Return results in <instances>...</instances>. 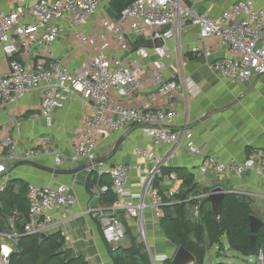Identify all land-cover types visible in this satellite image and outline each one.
Here are the masks:
<instances>
[{
	"label": "built area",
	"instance_id": "2783aa9c",
	"mask_svg": "<svg viewBox=\"0 0 264 264\" xmlns=\"http://www.w3.org/2000/svg\"><path fill=\"white\" fill-rule=\"evenodd\" d=\"M1 1V0H0ZM14 10L6 11L0 3V59H9V72L0 74V104H19L29 93H42L41 111L45 120L51 123L52 112L65 107L66 102L76 97L87 107L88 113L73 147L71 161L84 162L88 172L95 177L109 176L116 194V201L108 207L91 208L88 213L99 220L103 239L114 249L127 239L125 220H134L138 226L137 242L149 249L144 215L153 210L161 221L163 208L180 203L176 197L179 191L168 189L158 191L157 182L163 177V162L154 160L146 149L135 150L138 156L151 161L138 202L126 189L129 172L128 164L108 165L97 156L103 139L115 133H126L134 127H141L155 144L167 146L171 150L185 148L191 154L203 155L194 140L192 128L184 125L175 128L178 111L174 108L157 107V100H169L180 92L186 112L190 109L191 95L197 90L186 75V55L182 46V33L187 26L199 28L203 41L217 38L230 55L215 59L211 69L232 83L247 82L264 78V8H259L254 0H241L229 6L218 16H203L189 6L185 0H134L116 19L99 14L100 0H17ZM97 16V34L91 41L93 55L84 62L78 72H72L60 59L49 63H29L28 57L35 46L46 47L56 42L64 31V23L75 29L84 28ZM137 38H146L152 48L140 46L133 49L127 39L128 30ZM77 37L87 42L83 32ZM173 42L174 46H170ZM129 53V62L124 63L118 51ZM16 54L24 58L15 59ZM154 56L150 65L144 62ZM193 55L210 58L211 48H194ZM52 56V55H51ZM165 62H172L174 72L166 79ZM157 95H151L140 106L127 105L124 99L133 98L143 89L148 77ZM0 144L7 149L0 160V173L5 172L4 162L37 161L46 156L54 159L55 168L63 164V154L51 146V140L42 139L36 148H20L11 136L3 137L0 130ZM259 159L251 157L244 162L231 160L223 162L209 156L200 168L201 174L212 170L218 178L236 172L242 175L248 170L259 173L264 178V150ZM171 180H177L174 174ZM9 180H0V194H4ZM108 189L103 188V192ZM204 198V196L199 197ZM29 215L23 233H15V211L9 219L10 233L0 231L1 256L9 261L17 250L18 239L22 235H49L53 225L52 211L69 212L75 204L72 189L64 184L28 185ZM121 213L123 217H121ZM196 216L200 217V207L196 206ZM4 246L10 248L4 253ZM165 255H150L151 264L165 263ZM256 264H264V252L257 255Z\"/></svg>",
	"mask_w": 264,
	"mask_h": 264
},
{
	"label": "crops",
	"instance_id": "0c3cea01",
	"mask_svg": "<svg viewBox=\"0 0 264 264\" xmlns=\"http://www.w3.org/2000/svg\"><path fill=\"white\" fill-rule=\"evenodd\" d=\"M35 1L28 0V3L33 4ZM100 1V15L109 19L118 18L119 14L115 10L113 0ZM133 1L127 0V4ZM239 1L241 0H185L203 16H218ZM254 2L259 8H264V0H254ZM0 3L6 11L14 10L18 5L17 0H1ZM97 18V16L93 17L87 26L79 29L64 23L62 36L52 45L35 46L28 57L24 58L21 54H16L15 59L24 58L29 63H49L51 59L56 58L64 61L72 72H78L82 64L90 60L93 55L91 41L97 34ZM79 32L86 35V43L77 37ZM199 32V28L187 26L182 33V46L187 59L186 75L197 86V90L190 98L191 110L185 111L180 92L168 101L159 98L157 107L174 108L178 111L175 128L184 125L192 128L195 143L203 155L191 154L185 148L171 150L167 146L157 145L141 127H134L124 134L115 133L103 139L97 151L98 159L108 165L132 166L126 189L133 196L134 203L138 202L137 195L141 192L142 185L152 168L151 161L136 154L135 150L142 148L148 150L154 160L162 161L164 164L163 177L156 184L158 191L175 189L179 191V194L185 195L183 205L189 220L195 222L199 218L196 216L198 204L194 203L195 200L201 202L202 198L199 199V197L205 196L214 188L223 187L229 193L246 199L251 206L252 215L264 221V178L259 173L253 170H248L242 175L231 172L218 178L212 170L204 174L199 172L209 156H214L223 162L231 160L244 162L251 157L259 159V152L264 150V78L232 83L220 76L211 69V63L215 59L229 56L230 52L221 46L217 38H209L206 42L201 40ZM127 39L133 49L140 46L152 48V43L148 39L135 37L130 29ZM169 43L170 46H174L173 42ZM205 45L211 48L213 55L208 59L195 57L194 48L203 50ZM118 53L124 63L129 62V53L120 50ZM153 59L152 55L144 63L150 65ZM9 62L8 58L0 59V74L9 72ZM165 64V77L170 79L174 66L172 62H165ZM150 70L149 66L143 89L133 98L124 99L125 104L140 106L149 96H158L157 90L148 80ZM41 100V91L34 90L19 104L1 103V135L15 138L18 146L24 149L36 148L42 139H50L51 146L63 154V164L57 169L70 170L85 165L84 162L73 163L71 157L84 117L88 113L86 105L80 99L73 97L66 102L64 108L53 110L51 123H48L41 111ZM6 154L7 149L0 144V160L4 159ZM34 162L55 168L54 159L51 156ZM4 165L6 170L0 173V180L4 177L13 183L11 187L15 196L21 193L25 185L31 183L39 186L57 187L60 184L69 186L74 194L75 204L69 212L52 211L53 225L49 235L60 233L65 241L64 249L71 251L74 258H85L87 264H115L110 253L111 246L103 239L99 220L88 213L91 208L108 207L116 201L112 179L109 176L97 177L95 186L89 189L88 182L91 174L87 169L77 174L56 175L10 160H6ZM171 174H174L177 180H171L169 177ZM105 187L108 190L103 192ZM109 191L111 195L107 196ZM111 196L115 198L112 203L109 201ZM2 205L0 201V207ZM26 205L29 210L28 192ZM204 205L212 210L210 203ZM17 207L16 204L15 209L9 208V211L5 213V217L1 220L2 232L12 231L8 222L14 211L15 233L20 235L23 232L24 219ZM120 216L123 217V214L121 213ZM143 221L149 246V249L144 248V251L149 256V263L151 264L150 255H165L168 260L173 261L178 247L168 239L161 221L155 217L153 210L147 209ZM125 223L127 239L119 245L122 249L130 248L132 240H138L139 233L134 220H125ZM191 238L195 241L194 236ZM215 247V258L211 259L210 264H234V260L241 259L238 255L243 256L231 251L226 237H223L221 245H214L207 250L205 262L208 253ZM253 256L257 261V255Z\"/></svg>",
	"mask_w": 264,
	"mask_h": 264
},
{
	"label": "trees",
	"instance_id": "16d2710c",
	"mask_svg": "<svg viewBox=\"0 0 264 264\" xmlns=\"http://www.w3.org/2000/svg\"><path fill=\"white\" fill-rule=\"evenodd\" d=\"M115 10L120 15L122 10L129 4L127 0H113ZM97 177L91 175L88 188L91 189L97 182ZM12 182L4 194H0V228L2 229V219L9 208H17L22 212L24 224L28 221L29 210L26 208V198L28 185H25L18 196H15ZM111 191L107 193L110 196ZM179 194L176 199H179ZM17 197V198H16ZM115 198L110 197L111 203ZM195 204L200 207V217L193 222L186 215L185 206L182 203L165 206L163 208L164 217L161 220L163 229L168 239L178 248L184 247L191 252L198 260V264H204L207 250L214 245H221V240L226 237L229 249L243 256L258 255L264 252V227L257 234L254 246H251L250 216L252 210L246 199L240 195L229 193L226 195L222 205V215L220 223H217L212 210L200 201L195 200ZM23 233V232H22ZM191 236L195 237V241ZM38 235H22L18 239L17 250L10 256L9 264H87L85 258H74L73 253L64 249L65 241L60 233L48 235V238L39 245ZM0 242V253H1ZM110 253L115 264H150L149 256L144 251L142 245L137 240H132L130 248L120 247L110 248ZM165 264H174L172 260H167ZM226 264V263H218Z\"/></svg>",
	"mask_w": 264,
	"mask_h": 264
},
{
	"label": "water",
	"instance_id": "95a60500",
	"mask_svg": "<svg viewBox=\"0 0 264 264\" xmlns=\"http://www.w3.org/2000/svg\"><path fill=\"white\" fill-rule=\"evenodd\" d=\"M121 142V141H120ZM119 144V143H118ZM118 144L116 146V149L118 147ZM20 165H30L35 168H38L40 170H44L56 175H70V174H77L79 172H82L88 168V165L85 164L83 166H80L75 169H70V170H62V169H57V168H52V167H47L44 166L40 163L34 162V161H21ZM228 186V185H226ZM229 192L225 190L223 187H217L211 190L208 194L204 196L201 200V205H204L206 203L211 204V209L212 213L214 215V218L217 223H220L221 221V215H222V205L224 202V199L226 195ZM180 203L185 201V195L181 194L180 195ZM264 227V221L261 220L260 218L256 217L255 215L250 216V229H251V246H254L257 240V234ZM1 231V229H0ZM48 238V235L46 234H39L37 239L39 242V245L43 243ZM1 253H0V263H1ZM174 264H198L197 258L189 251H187L184 247H179L178 251L173 259ZM7 264H9L7 262Z\"/></svg>",
	"mask_w": 264,
	"mask_h": 264
},
{
	"label": "rangeland",
	"instance_id": "374dc122",
	"mask_svg": "<svg viewBox=\"0 0 264 264\" xmlns=\"http://www.w3.org/2000/svg\"><path fill=\"white\" fill-rule=\"evenodd\" d=\"M215 254H216V247L215 248H213L209 253H208V255H207V257H206V262H205V264H210V262H211V259L212 258H215ZM241 259H236V260H234L233 262H234V264H248L247 262H249L250 264H254V263H256V257L255 256H253V257H251V258H246V257H243V256H240V255H238ZM243 259V260H242ZM222 260V259H221ZM226 260V259H225ZM7 262L8 261H6L5 259H1V263L0 264H7ZM219 262H221V261H219Z\"/></svg>",
	"mask_w": 264,
	"mask_h": 264
},
{
	"label": "bare ground",
	"instance_id": "6f19581e",
	"mask_svg": "<svg viewBox=\"0 0 264 264\" xmlns=\"http://www.w3.org/2000/svg\"><path fill=\"white\" fill-rule=\"evenodd\" d=\"M6 250V251H5ZM8 250V251H7ZM10 252V248L9 247H7V246H4V253L5 254H8Z\"/></svg>",
	"mask_w": 264,
	"mask_h": 264
}]
</instances>
